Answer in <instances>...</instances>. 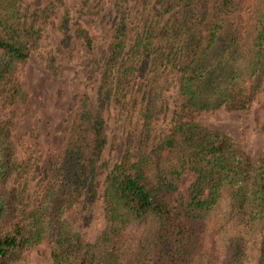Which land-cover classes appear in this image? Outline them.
Segmentation results:
<instances>
[{
    "label": "trees",
    "instance_id": "1",
    "mask_svg": "<svg viewBox=\"0 0 264 264\" xmlns=\"http://www.w3.org/2000/svg\"><path fill=\"white\" fill-rule=\"evenodd\" d=\"M157 1L143 24L126 11L116 16L97 75L98 110L82 103L51 173L35 188L31 156L15 155V110L0 116V264H17L40 242L52 264H247L253 236L255 264H264V155L253 158L195 118L220 107L246 110L264 92V0ZM56 13L48 3L35 25L24 0H0V107L24 96L19 67ZM61 27L68 28L66 15ZM77 34L91 45L87 30ZM176 76L171 117L156 132L164 80ZM111 102L138 106L139 138H126L106 172L107 223L87 240L64 212L79 198L91 207L99 195L103 109Z\"/></svg>",
    "mask_w": 264,
    "mask_h": 264
},
{
    "label": "rangeland",
    "instance_id": "2",
    "mask_svg": "<svg viewBox=\"0 0 264 264\" xmlns=\"http://www.w3.org/2000/svg\"><path fill=\"white\" fill-rule=\"evenodd\" d=\"M50 2L55 3L57 13L43 25L39 48L33 50L19 67L24 96L8 109L0 107L3 119L11 115V109L15 110V125L10 134L16 157L25 153L31 156L34 172L31 189L35 188L39 178L51 173L66 144L72 119L82 103L85 101L92 112L98 110L97 75L116 16L120 11H126L133 24H143L160 8L157 0H24L28 22L42 25L37 13ZM65 15L67 30L61 27ZM80 28L89 33L91 45L77 34ZM177 82V76L170 85L164 80L166 88L159 100L162 108L154 122L156 132L165 128L171 117ZM103 116L107 142L99 160V195L91 207H86L79 198L64 212V217L87 240L97 238L107 223L101 196L105 174L117 160L126 138L131 136L136 143L140 131L138 106L133 102L124 106L111 102L103 109ZM195 118L212 129L229 134L253 158L264 155V92L256 95L246 110L220 107L213 111L202 110ZM189 181H184V190ZM257 251L258 239L253 236L247 264H255ZM17 264H52L48 246L40 242Z\"/></svg>",
    "mask_w": 264,
    "mask_h": 264
}]
</instances>
